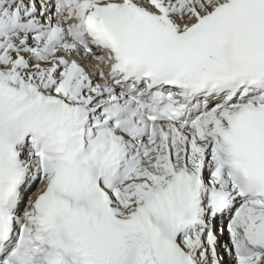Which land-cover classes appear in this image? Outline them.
<instances>
[{
    "label": "snow or ice",
    "instance_id": "snow-or-ice-1",
    "mask_svg": "<svg viewBox=\"0 0 264 264\" xmlns=\"http://www.w3.org/2000/svg\"><path fill=\"white\" fill-rule=\"evenodd\" d=\"M0 264H264V0H0Z\"/></svg>",
    "mask_w": 264,
    "mask_h": 264
}]
</instances>
